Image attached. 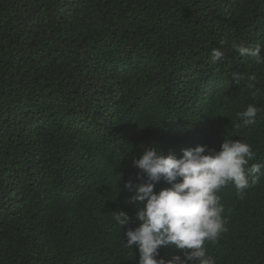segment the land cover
<instances>
[{
	"label": "trees",
	"instance_id": "trees-1",
	"mask_svg": "<svg viewBox=\"0 0 264 264\" xmlns=\"http://www.w3.org/2000/svg\"><path fill=\"white\" fill-rule=\"evenodd\" d=\"M234 42L264 55V0H0V264H137L125 183L144 146L179 158L242 140L264 164V64ZM249 104L255 123L237 127ZM218 195L215 264H264V176Z\"/></svg>",
	"mask_w": 264,
	"mask_h": 264
},
{
	"label": "clouds",
	"instance_id": "clouds-1",
	"mask_svg": "<svg viewBox=\"0 0 264 264\" xmlns=\"http://www.w3.org/2000/svg\"><path fill=\"white\" fill-rule=\"evenodd\" d=\"M225 41H221V44ZM240 57H252L257 64H264L262 47H249L233 43ZM225 56L221 48H212L210 62L215 65ZM238 80L237 75H233ZM247 87L256 89V76L248 77ZM253 91V95L257 94ZM259 109L255 104L237 113L242 122L239 126L255 123ZM156 146H144L139 158L133 159L141 170L139 183L128 181L125 189L132 192L131 201L138 202L135 213L138 224L124 233V246L136 245L139 253L137 264H215V258L205 248L206 242L215 243L226 231L224 207L218 195L229 183L237 189V195L255 185L264 176V164L249 161L255 159L252 146L246 141L225 139L220 150L207 145L182 150V156L163 155ZM171 185L154 191L161 181ZM115 222L124 228L130 223L129 215L116 211ZM162 246H172L183 253L165 260L159 257Z\"/></svg>",
	"mask_w": 264,
	"mask_h": 264
}]
</instances>
